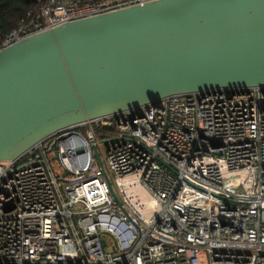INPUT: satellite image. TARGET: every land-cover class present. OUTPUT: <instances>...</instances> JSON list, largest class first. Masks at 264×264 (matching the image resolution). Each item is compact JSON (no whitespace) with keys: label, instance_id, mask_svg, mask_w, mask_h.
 <instances>
[{"label":"built area","instance_id":"obj_1","mask_svg":"<svg viewBox=\"0 0 264 264\" xmlns=\"http://www.w3.org/2000/svg\"><path fill=\"white\" fill-rule=\"evenodd\" d=\"M151 0H39L1 46ZM0 264H264V93L82 123L0 163Z\"/></svg>","mask_w":264,"mask_h":264},{"label":"water","instance_id":"obj_2","mask_svg":"<svg viewBox=\"0 0 264 264\" xmlns=\"http://www.w3.org/2000/svg\"><path fill=\"white\" fill-rule=\"evenodd\" d=\"M264 93V0H151L0 47V163L82 123L213 90Z\"/></svg>","mask_w":264,"mask_h":264},{"label":"trees","instance_id":"obj_3","mask_svg":"<svg viewBox=\"0 0 264 264\" xmlns=\"http://www.w3.org/2000/svg\"><path fill=\"white\" fill-rule=\"evenodd\" d=\"M38 3L39 0H0V46L22 21L38 17Z\"/></svg>","mask_w":264,"mask_h":264}]
</instances>
